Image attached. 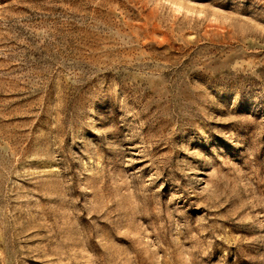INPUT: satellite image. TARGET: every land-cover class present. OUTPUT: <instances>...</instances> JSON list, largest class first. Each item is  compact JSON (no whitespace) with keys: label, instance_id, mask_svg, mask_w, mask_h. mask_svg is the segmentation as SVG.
Segmentation results:
<instances>
[{"label":"rangeland","instance_id":"374dc122","mask_svg":"<svg viewBox=\"0 0 264 264\" xmlns=\"http://www.w3.org/2000/svg\"><path fill=\"white\" fill-rule=\"evenodd\" d=\"M0 264H264V0H0Z\"/></svg>","mask_w":264,"mask_h":264}]
</instances>
